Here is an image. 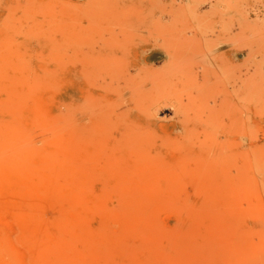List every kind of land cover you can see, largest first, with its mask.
<instances>
[{
	"label": "rangeland",
	"instance_id": "rangeland-1",
	"mask_svg": "<svg viewBox=\"0 0 264 264\" xmlns=\"http://www.w3.org/2000/svg\"><path fill=\"white\" fill-rule=\"evenodd\" d=\"M142 4L0 0V264H264V105L236 192H198L171 173L150 181L155 190L76 187V38L97 21L141 17ZM91 168L103 171L97 157Z\"/></svg>",
	"mask_w": 264,
	"mask_h": 264
},
{
	"label": "bare ground",
	"instance_id": "bare-ground-1",
	"mask_svg": "<svg viewBox=\"0 0 264 264\" xmlns=\"http://www.w3.org/2000/svg\"><path fill=\"white\" fill-rule=\"evenodd\" d=\"M142 1L141 17L97 21L76 38L78 191L151 190L167 173L198 192L240 190L264 105V0Z\"/></svg>",
	"mask_w": 264,
	"mask_h": 264
}]
</instances>
